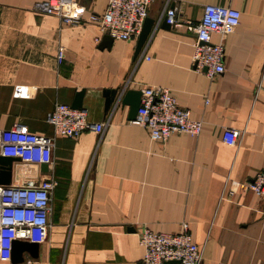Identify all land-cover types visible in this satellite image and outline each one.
I'll list each match as a JSON object with an SVG mask.
<instances>
[{
  "label": "crops",
  "instance_id": "crops-1",
  "mask_svg": "<svg viewBox=\"0 0 264 264\" xmlns=\"http://www.w3.org/2000/svg\"><path fill=\"white\" fill-rule=\"evenodd\" d=\"M41 1L0 0V128L21 124L53 142L46 170L12 157L9 184L55 181L38 256L17 264H141L140 231L177 233L183 223L202 264H264V198L242 187L264 171V0H153L155 24L136 57L138 35L107 47L86 22L107 0H76L85 14L72 25L37 11ZM206 5L240 11L231 33L211 34L224 50V71L213 77L193 65V32L157 25L170 8L195 25ZM147 86L169 88L201 120L200 134L152 141L118 101L119 89ZM80 90L88 121L103 131L55 135L46 114L71 106ZM227 127L239 132L235 146L222 140Z\"/></svg>",
  "mask_w": 264,
  "mask_h": 264
},
{
  "label": "built area",
  "instance_id": "built-area-1",
  "mask_svg": "<svg viewBox=\"0 0 264 264\" xmlns=\"http://www.w3.org/2000/svg\"><path fill=\"white\" fill-rule=\"evenodd\" d=\"M153 0H107L101 14L90 13L86 22L95 24L101 34L121 40H129L140 32L148 8ZM36 10L57 16L66 24L81 22L85 7L76 0H43ZM162 16L175 28L184 26L193 32L192 61L198 70L213 77L224 71V50L221 43L210 41L212 33L225 36L240 22V11L232 7L206 5L199 22L193 25L178 17L176 8L166 9ZM64 57L60 48L57 59ZM46 122L54 134L76 138L85 130L100 134L104 123L91 124L84 109L58 103L47 114ZM147 129L152 141L165 142L172 134L197 136L202 129L201 120L192 118L187 108L181 107L167 87L147 86L142 90L140 106L132 121ZM238 130L224 128L222 140L230 146L237 144ZM52 138L27 130L21 124L0 128V155L18 158L32 164L51 162ZM55 185L50 177L27 180L19 185L0 184V258L10 259L11 242L14 239L39 243L49 227L51 190ZM264 198V171L257 172L242 185ZM139 244L143 247L141 264H202L203 249L182 224L180 232H155L148 228L139 232Z\"/></svg>",
  "mask_w": 264,
  "mask_h": 264
},
{
  "label": "water",
  "instance_id": "water-1",
  "mask_svg": "<svg viewBox=\"0 0 264 264\" xmlns=\"http://www.w3.org/2000/svg\"><path fill=\"white\" fill-rule=\"evenodd\" d=\"M155 24V20L150 17H146L140 32L137 36L136 47L134 55L135 57L141 51L144 43L146 42L149 34L152 31V28ZM160 28H170V25L166 22V16H162L157 22ZM113 37L109 34H104L102 36V43L104 46H107L112 42ZM118 89L106 91V100H105V109L107 110L112 104ZM84 90L76 92L75 97L71 103L72 108L83 109L82 108V97ZM142 92L141 90L134 89H119L118 92V101L121 106L127 105L129 107L128 118L134 119L137 115V111L140 106ZM12 157H3L0 156V184H9L10 175H11V162ZM43 170L47 169V164H41ZM24 253L28 254L32 258L38 256V243L30 242L27 240L14 239L11 242L10 249V262L13 264L21 263L24 260Z\"/></svg>",
  "mask_w": 264,
  "mask_h": 264
}]
</instances>
